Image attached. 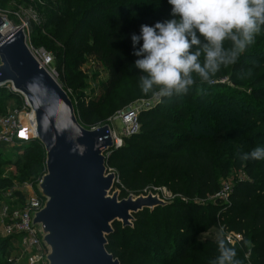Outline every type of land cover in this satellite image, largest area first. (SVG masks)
Returning <instances> with one entry per match:
<instances>
[{
  "label": "trees",
  "instance_id": "16d2710c",
  "mask_svg": "<svg viewBox=\"0 0 264 264\" xmlns=\"http://www.w3.org/2000/svg\"><path fill=\"white\" fill-rule=\"evenodd\" d=\"M7 1L0 0V2H4L0 8L5 7ZM143 2L144 0L140 2L137 0H59L52 4L51 15L48 16L46 27L51 28V32L57 40L67 45L69 49L79 47L82 34L89 35L90 29H84V24L89 20L90 15H95V18L100 21L105 16L99 15L98 12L107 10L112 17L104 18L103 23L110 26L107 33L112 35L111 42L117 41L121 35H123L122 38L126 43L132 42V34H139L141 25H152L171 14L172 6L168 0H160L159 3L150 0L151 5L147 10L154 15L152 21L139 25L131 22L132 13L135 12V9L141 8ZM36 4L39 3L36 2ZM43 44L47 46V50H53L56 53V60L58 61L56 66L61 69L63 63L60 60L58 47L51 40H45ZM136 47L138 48L139 45ZM225 47H230V42L226 41ZM131 52V56H135L133 45ZM260 54H264V28L256 35L255 42L234 63L233 72L251 74L252 79L250 81H253V76H255L252 96L262 99L264 98V85H262L264 84V65L260 64L256 68V65L248 60L250 57ZM97 57L107 61L111 66L110 78L103 85L104 94L108 96L127 77L129 55L125 52L119 56L99 48ZM231 65L225 67L229 68ZM226 70L222 72V68H220V75H226L228 72ZM214 78L212 76L209 81H215ZM231 78L235 79L233 75ZM198 82L201 80L197 77L196 83L192 87L200 86ZM189 92L190 90L185 94L188 98H190ZM12 96L21 97V95L6 90V87L0 88V105ZM171 98L174 100L173 102L168 103L169 98H163L155 108L142 111L139 116V122H143L142 133L127 137V141L137 142L136 147H132L131 150L138 157L131 159L128 155L119 156V153L115 151L110 163L118 165L122 173L124 187L131 190H143L150 184L156 183L157 186L170 188L173 186L181 195L191 201L195 199L206 201L215 198V201L208 203L207 207L199 203H180V206L187 218L190 216L191 209L196 214L202 210H207L211 224L215 223L217 215H220L231 232L243 234V241L240 245L232 246L228 243L236 248L242 264H264V160H248L247 173L251 178L254 176V179L240 181L232 188L227 199L217 197L222 187L216 174V161L210 149L212 145L217 148H225V143L230 139L228 135L235 137L238 142L244 143L240 128L237 126L229 128L231 119L226 116L223 109L213 110L212 113H215L216 121L206 122L207 108L200 111L189 106L183 105L182 107V101L179 98L177 99L176 96ZM73 102L79 121L86 126L90 122L88 114L96 107V101L89 106L83 104L81 107L74 100ZM257 106L260 107L261 105ZM190 109L194 114H198L201 121L205 120V123H198V120L189 113ZM82 115L84 116L82 117ZM244 119L250 123L252 121L258 126H264V110L247 111L244 113ZM185 121L192 125L201 124L203 126L202 131L196 133L189 127L185 128ZM157 122L158 125L164 124L166 129L173 126L172 124H176L175 126L180 127L182 133L167 134L166 131L157 133V127H155ZM205 130L211 133H205ZM153 131L156 132L155 135H152L151 132ZM225 136L227 140L224 138ZM173 141L175 143H172ZM259 142L262 141H255L252 147H248L247 144L244 145L246 149L243 152H250L256 146L264 145V142ZM21 144H23L21 147H13L11 158L1 159L0 156V196L6 187L14 184V179L20 183L30 181L38 183L46 172V151L38 139L31 138V140ZM192 145L204 147L190 148ZM21 148L24 149V153H21ZM40 150L45 152L44 157L37 156ZM124 150H128V148L121 147L119 152ZM230 150L229 148L228 151ZM12 167L15 168V177H2L3 168ZM171 208L173 205L157 207L153 211L146 209L136 214L134 225L145 230L150 229L148 215L157 218L156 236L151 241L152 239L147 240L140 235V243L138 242L132 247L127 244V233L131 227L123 228L120 222L114 223L115 233L109 237V252L123 264H136L139 259H145L150 264H209V261L218 254V239L226 240V238L213 237L214 235L200 238L197 232H205L206 229L201 227L199 222L197 225L192 224L188 227L177 224L173 229L171 221L168 220L165 228L162 229L163 222L158 219L159 212L162 210L169 211ZM195 226L198 229L193 232ZM144 242H147L146 247L143 245ZM12 248H14L12 238L0 239V258H4L3 264H19L9 259L7 255L9 249ZM129 248H132V255H128ZM247 253H250L249 259L246 258Z\"/></svg>",
  "mask_w": 264,
  "mask_h": 264
},
{
  "label": "rangeland",
  "instance_id": "374dc122",
  "mask_svg": "<svg viewBox=\"0 0 264 264\" xmlns=\"http://www.w3.org/2000/svg\"><path fill=\"white\" fill-rule=\"evenodd\" d=\"M57 1L59 0H8L5 3V7L0 8V16L8 20L9 25L13 27L24 25L28 37V43L32 49H44L51 54L53 58L52 69L55 72V77L67 90L72 100L78 103L79 107H81V105L83 106V104L89 106L94 101H96V107H94V110L88 114V116H90V122L87 123L86 126L84 125L86 128L94 129L105 124H109L111 129L120 135L122 134L123 123L120 117H118L119 112L128 109L132 105H137L140 107L141 112L147 109L155 108V106L161 103L163 98L156 97L151 93L145 94L141 91L139 81L142 73L134 66V62L138 57L131 56V48L133 44L132 42L126 43L124 38H122L123 35L119 36L118 40L114 43L111 42L112 35L107 33L110 26L103 23L104 18L106 19L112 17V15L108 13L107 10H101L98 12L99 15L105 16L100 21L98 18H95V15H90L89 20L84 24V29H90L89 35L85 36L82 34L79 40V47L76 46L69 49L67 45L60 43L52 34L51 28L48 29L46 27L48 16L51 15L52 4H55ZM137 1L140 2L143 0ZM149 1L150 0H144L142 7L135 9V12L132 13L133 17L130 18L132 19L130 20L131 22L133 21L139 25L146 22L150 23V21H152L154 15L147 10L149 5H151V2ZM153 1L155 3L160 2V0ZM36 2L39 4H36ZM3 3L4 2H0V7L3 5ZM169 17L170 15L167 18ZM91 23H93L92 26ZM45 40L53 41L58 47V53L61 57L60 60L63 63V67L61 69L56 66V63L58 62L56 60V53L53 50H47V46L43 44ZM99 48H103L105 52L115 53L119 56L125 52L129 55L127 77L122 80L118 87L112 92V94L108 96H105L104 94L103 85L110 78L111 66L107 63V61L101 60L97 57V50ZM248 60L249 62L256 65V68H258L260 64L264 65V54L250 57ZM233 65L234 64H232V67L230 66L229 68H226L222 65V72L226 69H229L226 70V72L228 71L229 73L227 72L226 75H220L218 70L213 75V77H215L214 79H216L215 81H201L198 82L200 86L190 88V98H188L185 94L176 97L182 101V107L183 105L189 106L192 109L200 111H203L204 108H207L205 113L206 122L216 121V118L214 117L215 113H212L213 110L223 109L226 112V116L231 119L229 128L232 126H237L240 128L244 143L238 142L235 137L228 135L230 139H228V142L225 143V148H217L212 145L210 149L216 161V174L221 183V187L222 189L228 188L229 190H232V188H234L242 180L254 179V176L251 178V176H249L247 173L248 161L240 160L236 156L237 151L243 152L246 149L244 146L246 144L248 147H252L255 141L264 142V140H262L264 139V126H258L254 122L251 121L250 123L244 119V113L247 111H252L255 109H257V111H261V109L264 110V98H255L252 96L255 86L254 79L256 77L253 76V81H250V79H252V76H250L251 74L246 75L236 71L233 72ZM232 75L235 77L234 80L231 78ZM170 101L173 102L174 100L169 98L168 103H170ZM1 104L0 117H5L9 114H15L23 127V130L21 131H25L27 128H29V115L31 114V110L26 106L23 97L16 98L15 96H12L11 98L4 100ZM257 105H261L262 107ZM192 109H190L189 112L192 117L198 120V123H205V120L201 121L198 114H194ZM83 116L84 115H82V117ZM155 125V127H157V133L166 131L168 134L173 132L180 133L182 131L180 127L175 126L176 124H172L173 126L167 129L164 124L158 125L157 122ZM142 127L143 122L140 123V128L137 134L142 133ZM186 127L191 128L193 132L200 133L203 126L201 124L192 125L190 122L185 121V128ZM156 132L153 131L151 133L152 135H155ZM204 132L211 133L207 130ZM25 134L28 135V132L25 131ZM224 138H226V136ZM127 139V137H123V147H126V149L128 148V150L119 152V149L121 148H117L106 153L109 170L111 172H115L118 175V183L116 184V188L121 190L120 198H127L130 195H147L150 192L155 194H163L160 195V197L165 201L172 202L173 208H171L169 211L162 210L159 212L158 219L163 222L162 229L165 228L167 221L170 220L173 229L177 224L188 227L192 224L197 225L199 222L201 227H205L206 229L205 232H197L200 238H207L213 235V237H225L226 233H231L230 228L226 226L220 215H217L216 222L211 224L207 210H202L196 214L195 211L191 209L190 216L187 218L185 217V213L180 206V203H199L200 205H205V207H207L208 203L215 201V198H210L206 201L199 199L191 201L190 199L181 195L173 186L172 188L168 186H157L156 183H152L143 190L138 191L124 187L122 173L118 168V165L110 163V160L112 159L115 151L119 153V156L128 155L131 157V159L138 157L137 154L133 153L131 150L132 147H136L137 142L127 141ZM172 143L175 142L173 141ZM21 145H23L21 142L14 145L1 144V159L11 158L13 147H21ZM194 147L200 148L204 146L192 145L190 148ZM229 148L231 149L230 151H228ZM20 151L21 153H24V149L21 148ZM40 155L41 157H44L45 152L40 150L37 156L39 157ZM3 169L2 177H15L14 167ZM22 184L24 183H20L18 180L14 179V184L6 187L5 190L10 189L15 185L20 186ZM156 221L157 218L155 216L152 217L148 215L150 229H141L135 225L131 228L129 227L130 230L127 233V244L130 247H132L134 244H137L139 241H141L140 235H142L144 239H152L151 241H153L156 236ZM196 227L197 226H195L193 229V232H196V229H198ZM4 238L9 237H5L2 230V223L0 221V239ZM146 243L147 242H144V247H146ZM150 243L152 244V242ZM18 252L19 249L14 247L9 249L7 255L9 259H12L14 262H16L15 258L13 257H15ZM132 253V248H129L128 255H132ZM247 255L250 257L249 253H247L246 258L248 257ZM3 263L4 258L2 257L0 258V264ZM136 264L150 263L145 259H139Z\"/></svg>",
  "mask_w": 264,
  "mask_h": 264
},
{
  "label": "water",
  "instance_id": "95a60500",
  "mask_svg": "<svg viewBox=\"0 0 264 264\" xmlns=\"http://www.w3.org/2000/svg\"><path fill=\"white\" fill-rule=\"evenodd\" d=\"M0 16V86H12L31 110L36 139L46 151L37 188L46 199L33 215L47 246L49 264H123L108 250L114 223L133 227L135 215L172 205L153 192L120 198L118 175L106 153L117 149L111 126L88 129L55 74L38 61L24 25ZM25 132L20 138H25Z\"/></svg>",
  "mask_w": 264,
  "mask_h": 264
},
{
  "label": "clouds",
  "instance_id": "9594fccd",
  "mask_svg": "<svg viewBox=\"0 0 264 264\" xmlns=\"http://www.w3.org/2000/svg\"><path fill=\"white\" fill-rule=\"evenodd\" d=\"M170 17L143 24L131 36L143 93L179 97L209 81L221 66L237 62L264 28V0H168ZM230 47H225V42ZM142 42V43H141ZM139 45L137 48L136 46ZM203 57V59H201ZM242 161L264 160V145L237 151ZM209 264H242L236 248L221 238Z\"/></svg>",
  "mask_w": 264,
  "mask_h": 264
},
{
  "label": "built area",
  "instance_id": "2783aa9c",
  "mask_svg": "<svg viewBox=\"0 0 264 264\" xmlns=\"http://www.w3.org/2000/svg\"><path fill=\"white\" fill-rule=\"evenodd\" d=\"M32 51L40 63L55 73L52 69L53 58L50 53L44 49H32ZM4 87L12 92L11 85L7 84ZM24 100L26 106L29 107L25 98ZM140 114L141 109L137 105H132L128 109L118 113V117H120L123 123V128L120 135L111 129L115 140V147H123V137H129L138 133ZM0 128V145H14L31 139L28 135L25 138H20L23 127L15 114L0 117ZM25 131L27 132V130ZM38 183L30 181L20 186L15 185L3 191L0 198L2 230L5 237L12 238L14 247L19 249L18 254L13 257L19 264H49L47 258L49 250L43 242L40 226L33 223V215L40 211L46 202V199L37 188ZM231 191L228 188L222 189L217 194V197L227 199ZM225 235L226 241L232 246L240 245L243 241V234L241 233L231 232Z\"/></svg>",
  "mask_w": 264,
  "mask_h": 264
},
{
  "label": "bare ground",
  "instance_id": "6f19581e",
  "mask_svg": "<svg viewBox=\"0 0 264 264\" xmlns=\"http://www.w3.org/2000/svg\"><path fill=\"white\" fill-rule=\"evenodd\" d=\"M8 27H10V25H7L6 28H4L3 31H5ZM6 32V31H5ZM29 128H27V132H28V136L29 138H35L36 137V132L34 130V127H33V124H32V121H31V114L29 115Z\"/></svg>",
  "mask_w": 264,
  "mask_h": 264
}]
</instances>
